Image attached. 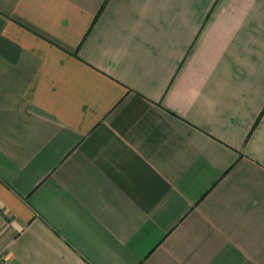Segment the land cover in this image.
Segmentation results:
<instances>
[{
    "label": "crops",
    "instance_id": "crops-1",
    "mask_svg": "<svg viewBox=\"0 0 264 264\" xmlns=\"http://www.w3.org/2000/svg\"><path fill=\"white\" fill-rule=\"evenodd\" d=\"M0 264H264V0H0Z\"/></svg>",
    "mask_w": 264,
    "mask_h": 264
}]
</instances>
